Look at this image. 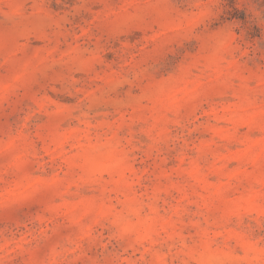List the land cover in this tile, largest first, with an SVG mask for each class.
<instances>
[{
    "label": "clouds",
    "instance_id": "obj_1",
    "mask_svg": "<svg viewBox=\"0 0 264 264\" xmlns=\"http://www.w3.org/2000/svg\"><path fill=\"white\" fill-rule=\"evenodd\" d=\"M0 264H264V0H0Z\"/></svg>",
    "mask_w": 264,
    "mask_h": 264
}]
</instances>
